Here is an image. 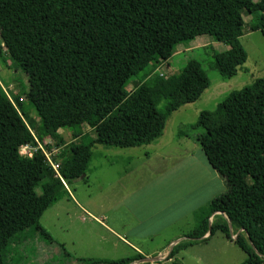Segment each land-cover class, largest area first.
I'll return each instance as SVG.
<instances>
[{
	"label": "trees",
	"instance_id": "trees-1",
	"mask_svg": "<svg viewBox=\"0 0 264 264\" xmlns=\"http://www.w3.org/2000/svg\"><path fill=\"white\" fill-rule=\"evenodd\" d=\"M255 11L264 13V0H0V56L5 48L28 84L11 100L0 85V264H20L10 245L13 235L33 229L49 238L38 219L65 189L40 150L29 156L21 146L49 138L57 149L52 159L69 181L85 174L93 144L155 142L170 114L197 100L210 84L194 58L169 75L156 68L179 44L187 47L204 34L228 46L226 58H213V68L223 78L235 75L247 59L239 43L242 13ZM257 29L264 37V25L250 30ZM132 77L136 83L126 89ZM189 127L199 129L195 140L224 178L226 191L209 201L187 237L220 231L245 252L239 264H264V76L230 90ZM216 212L243 233L232 238L226 219L209 223ZM177 252L174 246L169 258ZM143 257L85 264H128Z\"/></svg>",
	"mask_w": 264,
	"mask_h": 264
},
{
	"label": "rangeland",
	"instance_id": "rangeland-1",
	"mask_svg": "<svg viewBox=\"0 0 264 264\" xmlns=\"http://www.w3.org/2000/svg\"><path fill=\"white\" fill-rule=\"evenodd\" d=\"M242 18L239 43L247 59L237 66L236 74L223 78L213 68V58L217 55L226 58L222 52L228 46L204 34L200 36L203 40L180 47L174 57L161 63L155 72L165 76L180 70L187 60L197 59L210 84L197 100L170 114L155 142L133 147L93 144L85 174L69 181L62 178L68 194L63 196L66 192L59 191L39 216L38 223L49 238H42L33 229L13 235L10 245L16 246L18 263L85 264L90 259L133 255V247L146 256L128 264H239L245 259V252L220 231H214L208 238L187 237L209 201L226 191L224 178L208 164L195 140L199 129L189 125L196 121L201 110H213L230 90L264 76V37L260 30H250L254 25H264V13H242ZM3 49L2 56L6 57ZM2 56L0 85L13 98L28 88L27 79L9 58L3 63ZM135 83L132 77L125 88ZM20 99L29 116L38 121L23 95ZM83 131L93 137L86 126ZM43 145L46 151L54 149L49 141ZM56 153L57 149L52 157ZM224 216L213 213L209 223L222 221L226 219ZM227 222L232 238L243 233ZM174 246L178 252L169 258Z\"/></svg>",
	"mask_w": 264,
	"mask_h": 264
},
{
	"label": "built area",
	"instance_id": "built-area-1",
	"mask_svg": "<svg viewBox=\"0 0 264 264\" xmlns=\"http://www.w3.org/2000/svg\"><path fill=\"white\" fill-rule=\"evenodd\" d=\"M5 93L7 94L8 98L11 100L10 95L6 91H5ZM35 141H36V145H34V146H30V145H26V144L23 145V146H21L20 152L22 154H25V155H29L30 156L33 152H36L37 150H40L43 153V155H44L45 162L53 170L54 176L57 177L60 181H62V183H64L62 177L59 174V162L54 161L52 159V152L54 150H56V149H52L51 152L50 151H46V148L44 147V145H43L42 142H40L39 140H37V138H35ZM46 141H49L51 143V141H50L49 138Z\"/></svg>",
	"mask_w": 264,
	"mask_h": 264
},
{
	"label": "crops",
	"instance_id": "crops-1",
	"mask_svg": "<svg viewBox=\"0 0 264 264\" xmlns=\"http://www.w3.org/2000/svg\"><path fill=\"white\" fill-rule=\"evenodd\" d=\"M201 36V35H200ZM200 36H197L194 40H192L189 44H188V46H190L191 44H192V42H200L201 40H203L202 38L200 39ZM187 46V47H188ZM180 47H185V46H183V45H181V44H179L178 46H177V48H176V52L172 55V57H174V55L178 52V50H179V48ZM4 50V49H3ZM171 57V58H172ZM6 58V57H5ZM4 58V59H5ZM7 59V58H6ZM17 69V68H16ZM10 88H11V86H10ZM84 175V174H83ZM76 179V178H75ZM63 185L65 186L64 188V191L66 192L65 194H63V196H66L68 193H67V190H66V184H65V182L63 183ZM222 215H224V214H222ZM224 217H226V216H224ZM208 234V232H206L204 235H203V237H206V236H208L207 235ZM127 242V241H126ZM128 243V242H127ZM133 250H134V253L133 254H136V253H139V254H141V255H143V256H146L145 254H143L140 250H138V248H136V247H133ZM161 255V254H160ZM126 257V256H125ZM158 258V257H157ZM109 259H112V258H109Z\"/></svg>",
	"mask_w": 264,
	"mask_h": 264
},
{
	"label": "bare ground",
	"instance_id": "bare-ground-1",
	"mask_svg": "<svg viewBox=\"0 0 264 264\" xmlns=\"http://www.w3.org/2000/svg\"><path fill=\"white\" fill-rule=\"evenodd\" d=\"M148 259H151V258L149 257ZM154 259H158V258L156 257V258H154Z\"/></svg>",
	"mask_w": 264,
	"mask_h": 264
}]
</instances>
